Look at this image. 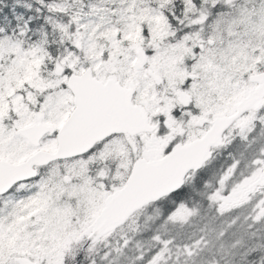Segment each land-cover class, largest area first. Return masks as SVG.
I'll return each mask as SVG.
<instances>
[{"label":"snow or ice","instance_id":"6c2138e0","mask_svg":"<svg viewBox=\"0 0 264 264\" xmlns=\"http://www.w3.org/2000/svg\"><path fill=\"white\" fill-rule=\"evenodd\" d=\"M0 264H264V0H0Z\"/></svg>","mask_w":264,"mask_h":264}]
</instances>
